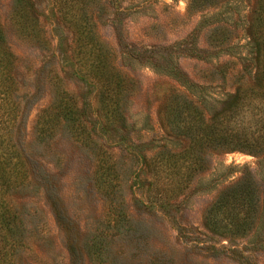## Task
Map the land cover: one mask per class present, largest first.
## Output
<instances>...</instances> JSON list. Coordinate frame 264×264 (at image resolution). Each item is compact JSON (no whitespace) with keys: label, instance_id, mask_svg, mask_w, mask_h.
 <instances>
[{"label":"rangeland","instance_id":"1","mask_svg":"<svg viewBox=\"0 0 264 264\" xmlns=\"http://www.w3.org/2000/svg\"><path fill=\"white\" fill-rule=\"evenodd\" d=\"M31 2L37 26L28 24L25 33L16 19L22 7L0 0V28L16 59L13 97L21 107L11 138L24 170L31 171L0 193L8 215L0 263L264 264L260 159L239 151L202 155L207 169L194 172L186 188L165 200L169 207H161L150 187L148 167L157 152L183 147L161 119L176 89L210 113L237 90L256 88L246 32L255 1L217 0L209 8L190 7V0H100L98 7H85L112 66L130 82L123 104L127 128L118 126V135L99 118L96 92L79 72L73 36L54 4ZM173 66L193 92L170 78ZM61 93L75 99L97 146L68 123L36 133L39 113ZM98 160L114 171L102 174ZM249 179L260 199L252 229L237 238L210 232L204 224L208 207L227 187Z\"/></svg>","mask_w":264,"mask_h":264},{"label":"trees","instance_id":"2","mask_svg":"<svg viewBox=\"0 0 264 264\" xmlns=\"http://www.w3.org/2000/svg\"><path fill=\"white\" fill-rule=\"evenodd\" d=\"M23 11L16 12L20 29L27 33L32 20L29 12L33 9L31 0H14ZM60 20L73 36L72 55L79 67L82 78L89 81L96 92L97 113L112 134L118 135L126 130L123 112L126 93L130 82L111 64L110 51L98 40L91 14L85 12L89 7H98L100 0H51ZM255 9L246 32L255 54L254 83L256 88L237 90L228 95L224 103L212 112L198 106L185 92L176 89L166 99L162 124L170 135L180 138L183 147L177 152L161 150L150 158V187L156 192L161 207L165 200L174 197L186 188L188 179L196 171H205L206 163L202 155L218 152L239 151L257 157L259 166L264 164V0H254ZM217 0H190V7L213 8ZM87 3V5H86ZM86 7V9H85ZM35 29V28H33ZM36 30V29H35ZM16 59L6 46L0 28V193L18 186L20 179L29 177L30 169L24 170L21 154L14 145L11 133L16 128L20 105L13 95L18 91L14 75ZM169 76L186 93L193 92V86L181 78L177 69L171 68ZM262 102V103H261ZM80 108L75 99L61 93L56 102L41 110L36 120V133L44 134L54 124L68 123L76 135L84 137L92 146L93 128L87 129ZM121 136V135H120ZM100 146L96 147L100 151ZM102 148V147H100ZM93 149V148H92ZM95 151V150H94ZM209 155V154H208ZM152 162V166H151ZM114 171V167L103 166L98 160V170ZM183 169V173L181 172ZM0 202H4L0 198ZM260 199L254 182L241 181L222 191L208 207L204 215L206 228L221 237H243L255 224ZM5 210L0 208V262L5 261L4 231L7 232L8 220ZM10 218V216H9ZM2 264V263H0Z\"/></svg>","mask_w":264,"mask_h":264}]
</instances>
